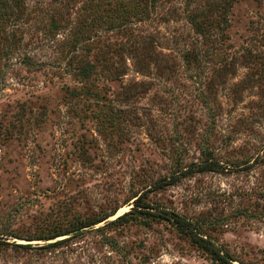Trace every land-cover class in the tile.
<instances>
[{
    "label": "rangeland",
    "instance_id": "rangeland-1",
    "mask_svg": "<svg viewBox=\"0 0 264 264\" xmlns=\"http://www.w3.org/2000/svg\"><path fill=\"white\" fill-rule=\"evenodd\" d=\"M80 5L23 0L0 18V264H214L141 217L55 246L68 235L27 239L118 208L112 220L146 190L236 263L264 264V0L214 10L204 33L193 19L204 2L156 0L100 28ZM215 44L219 58L202 55ZM203 149L224 170L155 187Z\"/></svg>",
    "mask_w": 264,
    "mask_h": 264
},
{
    "label": "trees",
    "instance_id": "trees-1",
    "mask_svg": "<svg viewBox=\"0 0 264 264\" xmlns=\"http://www.w3.org/2000/svg\"><path fill=\"white\" fill-rule=\"evenodd\" d=\"M82 2L81 8L83 10L89 11L97 14V18L94 20L95 24L111 26L116 23L115 27L123 26L124 24L130 21L131 15L142 14L144 8L152 3L155 4L156 0H118L119 2L113 0H73L74 2ZM198 6L201 2H204V9L197 10L193 12L194 25L197 31L204 33L208 30V26L212 25V15L213 11L221 10L222 12H227L228 7L232 5L233 0H195ZM151 2V3H150ZM20 3H23V0H0V6L3 9L1 14V19H4L3 16H6L8 11H10L12 5L18 7ZM115 21V22H114ZM126 22V23H125ZM97 28V29H98ZM99 31L96 30L97 33ZM94 32V33H95ZM208 32V31H207ZM216 45V44H215ZM214 47H209L205 50L202 55L208 56L210 58L218 57L222 54L218 45ZM199 58V53L194 51L193 59L197 60ZM90 67L85 65L82 69V72L89 74ZM204 160L198 163L195 167H187L178 174L173 175L170 178L159 179L155 182V187L158 189L165 188L169 185L175 184L179 181L182 175L190 174L194 171H222L224 166L222 163L215 158L213 151L209 149H203ZM147 192L137 193L132 198H134L133 206L130 210L120 214L116 218L109 220V218L116 214L118 208L106 212L103 214H90L84 217L80 215H74L68 226L59 227L56 226L52 228L47 234H42L37 237L29 236L28 240L34 239H55L63 235H68L67 238L57 239L54 242H51L50 246H55L63 243L65 239L70 238L71 236L79 233L82 230L92 228L95 225H98L101 222H104V226H112L116 224H121L128 220L134 219V217H141L147 223L151 221H165L169 222L176 228V231L179 235L184 238H187L192 244H194L199 249H202L206 252L214 261V264H242L236 263L234 256L228 252L225 248L218 245L216 241L207 236L204 232L201 225L190 220L189 218L174 212L170 211L164 207L154 206L148 201ZM12 235V234H10ZM17 237V236H16ZM0 243L7 244L8 242L0 240ZM19 247H23L25 244H14Z\"/></svg>",
    "mask_w": 264,
    "mask_h": 264
}]
</instances>
